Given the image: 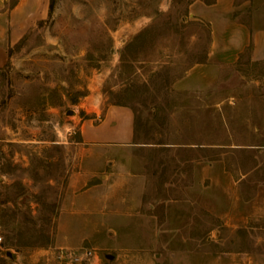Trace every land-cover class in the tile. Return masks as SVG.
<instances>
[{
  "label": "rangeland",
  "instance_id": "rangeland-1",
  "mask_svg": "<svg viewBox=\"0 0 264 264\" xmlns=\"http://www.w3.org/2000/svg\"><path fill=\"white\" fill-rule=\"evenodd\" d=\"M215 1L47 0L0 75V264H264V61ZM93 130L132 161L71 187Z\"/></svg>",
  "mask_w": 264,
  "mask_h": 264
},
{
  "label": "crops",
  "instance_id": "crops-1",
  "mask_svg": "<svg viewBox=\"0 0 264 264\" xmlns=\"http://www.w3.org/2000/svg\"><path fill=\"white\" fill-rule=\"evenodd\" d=\"M220 1L216 0L211 5L217 17V20L211 21L213 41H216V36L219 34V29L216 26L219 23L218 21L225 19V16H227V24L229 25L227 30L228 49L234 54H238L246 47L249 48L251 61H264V0L246 1L245 7L249 5L251 10V19L247 25H237L236 21H231V14L233 13L232 0H228L230 3L226 7V12L221 7ZM46 9H48L47 0H0V75L7 61H9V49L17 44L37 21L43 19ZM98 131L85 132V137L79 141L78 144L85 146L82 170L71 174L69 186L75 187L78 184L86 187L88 184H92L96 178L103 185V180L108 178L103 174V165H107L112 169L117 165V162H123V169L129 167L133 156L127 152L125 146L131 145V141L103 140V134H100V137H97L98 139L89 138V136L94 135L92 133ZM139 165L142 166L140 162ZM90 188V192L96 189L92 185H90ZM96 199H92L90 195H87L84 209L88 210L96 206ZM99 204L103 205V197L99 199Z\"/></svg>",
  "mask_w": 264,
  "mask_h": 264
},
{
  "label": "built area",
  "instance_id": "built-area-1",
  "mask_svg": "<svg viewBox=\"0 0 264 264\" xmlns=\"http://www.w3.org/2000/svg\"><path fill=\"white\" fill-rule=\"evenodd\" d=\"M52 255L57 264H91L97 260L95 251L90 249L57 248Z\"/></svg>",
  "mask_w": 264,
  "mask_h": 264
},
{
  "label": "water",
  "instance_id": "water-1",
  "mask_svg": "<svg viewBox=\"0 0 264 264\" xmlns=\"http://www.w3.org/2000/svg\"><path fill=\"white\" fill-rule=\"evenodd\" d=\"M108 260H111L112 259V256H110V255H106L105 256Z\"/></svg>",
  "mask_w": 264,
  "mask_h": 264
},
{
  "label": "trees",
  "instance_id": "trees-1",
  "mask_svg": "<svg viewBox=\"0 0 264 264\" xmlns=\"http://www.w3.org/2000/svg\"><path fill=\"white\" fill-rule=\"evenodd\" d=\"M50 7H51V5H50V3L48 4V10H50Z\"/></svg>",
  "mask_w": 264,
  "mask_h": 264
}]
</instances>
